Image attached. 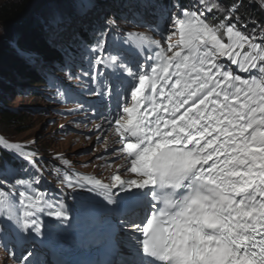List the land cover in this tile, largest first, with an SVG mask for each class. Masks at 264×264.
<instances>
[{"label": "snow or ice", "instance_id": "obj_1", "mask_svg": "<svg viewBox=\"0 0 264 264\" xmlns=\"http://www.w3.org/2000/svg\"><path fill=\"white\" fill-rule=\"evenodd\" d=\"M196 4L199 7L176 5L175 16L160 13L161 19L173 25L179 40L168 45L172 55L157 52L151 74L139 70V65L133 67V58L141 53L130 41L110 49L106 30L90 46L89 69H80L76 77L69 73V78L86 77L88 95L106 101L107 115L97 113L92 119L104 116L109 127L116 125L123 150L131 158L129 170L140 177L123 180L114 176L119 183L112 185L94 182L107 193L109 206L121 192L135 189L141 194L131 209L105 221L113 245L121 228L132 230L125 241L130 255L121 256V264H264V28L259 37L255 28L252 35L244 34L239 27L241 18L236 16L240 5L235 4L224 9L221 23L211 24L207 13L219 10L220 0H196ZM87 7L83 0L82 11ZM63 24L62 20L54 22L55 28ZM163 35L161 29L162 40L152 41L157 48ZM136 38L149 40L144 34ZM167 38L171 41L173 35ZM222 58L255 78L243 79L220 62ZM128 80L138 81L129 89L130 106L124 87ZM114 96L118 102L123 97L125 115L117 111L112 116ZM66 102L85 110L79 100L66 98ZM7 147L25 164H38L34 154L17 145ZM12 180L16 181L14 188L30 184L8 161L0 162V185ZM34 182L38 184L39 177ZM163 189L171 192L161 196ZM19 196L24 211L13 215L8 197L0 193L4 209L0 234L5 219L9 228L22 233L32 230L37 236L43 234L38 214L69 220L62 201L54 204L44 194L26 196L23 190ZM157 200L165 207H157L149 216V205Z\"/></svg>", "mask_w": 264, "mask_h": 264}, {"label": "rangeland", "instance_id": "obj_2", "mask_svg": "<svg viewBox=\"0 0 264 264\" xmlns=\"http://www.w3.org/2000/svg\"><path fill=\"white\" fill-rule=\"evenodd\" d=\"M9 1H13L12 3L22 2V0H1L0 5ZM42 1L44 0H39V3ZM63 1L65 4L68 3L67 0ZM121 1L123 0H98L96 5H88V8H92L94 16L89 19L81 15L83 20L80 22V26H87L91 22L99 20L104 30L108 32L115 31L120 34L121 46H127L130 41L132 45L134 43L136 49H143L144 55L134 57L133 65L136 68V65H139V70L147 71L151 74V68L156 66L157 52H162L166 56L172 55V52L167 51L168 45L169 43H176L179 40V35L175 33L174 27L170 22L161 19L160 13L162 11L156 9L155 0H144L142 3H140L142 0H124L123 3ZM257 1H261L264 5V0ZM74 3L67 5L62 12L65 11V14H71L73 11L80 9V6L76 7ZM93 3L95 2L93 1ZM41 4V9L34 8V12L40 17L45 14L44 11L50 8L52 0ZM176 5L179 4L175 3V5L167 8L166 11L169 16L178 14L179 10ZM193 5L190 3L187 8ZM94 6L97 7V10L102 8L103 13H95L93 10ZM179 6L183 8L181 5ZM196 6L199 7V5ZM68 8L70 9L69 13L66 10ZM48 12H46L47 16L52 14V12ZM85 18H88V20H85ZM110 21H114V23H109ZM77 22L69 21L63 25L65 28L55 31L56 34L50 32L52 37L49 44L55 49L61 47L62 44H68L70 37L75 34L73 24ZM31 25L33 26L34 23ZM157 25L160 27L158 28ZM32 26L31 30L33 31L35 28ZM161 29L164 30L163 42L157 48L152 41L160 42L162 40ZM3 31L2 26H0V37ZM139 34L146 35L149 40L143 42L138 40L136 37ZM169 34L173 35L171 41L167 38ZM148 44L154 45L153 52L147 51L149 49L147 47ZM236 51L241 52V48H237ZM33 52L27 55V59L31 62L33 69L43 74L50 73V79L48 83L42 86L23 85V87H20L18 95L8 92L5 105L7 108L15 110V114L20 117L22 124L17 126L0 124V150L5 149L15 155L7 147L8 145H17L22 149L25 147L35 149L36 153H28L34 154L38 164L35 166L18 164L14 167L18 176H28L33 182L35 177H39V183L47 185L46 187L43 186V189L48 191L46 197L50 202L55 204L64 198L65 201L62 202L69 206V209L65 208L69 214V219L74 217L80 224L86 223L88 228H102L106 225V219L112 217L110 212L117 211L116 203L119 200L115 199L111 206H98L96 204L97 201L103 200L107 193L103 188L96 186L94 182L99 181L101 185H104L101 182L106 179V184H118L119 181L113 180L114 176L129 177L131 174L129 165H125L120 156L117 141L112 140L113 137L110 136L107 120L104 119V116L92 119L97 113L107 115L106 101L94 95H88L87 84L85 83L86 77L81 79L69 78V73H71L72 77H76L81 75L80 69L88 70L93 54L90 51L88 54H84L85 52L76 54L65 67L58 70H55L56 67H54L50 71L48 69L50 62H44L42 55L39 53L33 54ZM35 52L37 51L35 50ZM101 56H103L105 64H109L107 56L104 53H101ZM224 61L226 62V60ZM227 64L230 65V62L227 61ZM236 69L235 67V72L239 71ZM131 81L125 82L126 96L127 88ZM66 98L72 101L79 100L80 104L85 106V110H81L80 105L75 102H66ZM121 101H123V97L118 102L114 96L111 111H114L117 106H119V109H123ZM127 103L129 106L131 105L129 99ZM69 112L72 114H67ZM110 141H112L111 144L114 146L108 148ZM116 155H119V157H116ZM14 181L12 180L11 184H2L4 191L0 190V193L8 197L12 205V214L16 215L18 204L14 202V198H19L20 201L21 197L19 196V191H16V187L12 186ZM82 181H90L94 185L93 192L88 196L79 192L82 187ZM69 182L75 186L68 187ZM10 186L12 187L10 188ZM19 187L25 191L26 196H35V193L39 194V190L34 188L31 183L27 186L19 185ZM65 189L75 192H67ZM10 193L15 194L16 197L10 195ZM56 197H61V199ZM70 198L77 201L78 210L68 201ZM3 211V207L0 206V213H3ZM23 211L24 208H21L19 214H22ZM4 223L5 227H8L6 219ZM28 232L24 233V235H27ZM8 235H12L11 231L8 232ZM0 237L6 243L4 232L0 234ZM121 242V246L124 247L125 238ZM33 244L29 237L25 239L21 235L16 244H9L6 248L0 247V264H26V260L27 264H32L33 260L28 258V255L26 258L24 257L26 253L35 250ZM37 252L41 253V251Z\"/></svg>", "mask_w": 264, "mask_h": 264}, {"label": "trees", "instance_id": "obj_3", "mask_svg": "<svg viewBox=\"0 0 264 264\" xmlns=\"http://www.w3.org/2000/svg\"><path fill=\"white\" fill-rule=\"evenodd\" d=\"M46 1L48 0H44L41 3ZM12 2L9 1L0 5V26L4 30L0 37V124L4 126H17L22 124L20 117L15 114V110L9 109L5 105L8 92L18 95L21 86L23 87V85L28 84L42 86L48 83L50 79V73L43 74L32 69V64L27 59V55L32 51H34L33 54L39 53L42 55V59L45 61L49 60L50 64L48 63V69L50 71L54 67H56L55 70H58L65 67L68 62H71L72 56L79 53L82 54L83 52H85L84 54H88L90 46L99 38L98 33L104 30L101 22L95 20L87 26H81L70 37L68 44H62L61 47L55 49L49 44L51 42L50 38L52 37L50 32L59 31L65 27L55 28L54 22L62 20L66 24L69 21H79L84 11H73L71 14H65L62 11L67 5L73 4L74 2H78L77 5H81L83 0H68L67 4L63 0H52L50 8L44 11L45 14L48 11L52 12V14L49 16L44 14L42 17L36 15L34 12V8L41 9L42 4L39 3V0H22V2L18 3ZM155 2L159 11H165L168 6L175 5V3H178L183 8H187L190 3L198 5L196 4V0H155ZM35 4L36 6H34ZM234 4L240 5L236 16L241 18L239 27L243 33L252 35L253 28H255V35L259 37L261 29L264 28V5L261 1L220 0L221 8L212 13H207V22L218 25L222 22L225 15L224 9ZM233 20H235V17H233ZM32 23H34L33 26L31 25ZM31 26L35 28L33 31L31 30ZM109 33L107 37L108 45H117L121 40L120 34L115 31ZM223 39L227 42L228 38L224 36ZM244 47L246 48L247 46L245 45ZM242 51L243 49H241ZM240 57L241 59L243 58L242 56ZM255 75L258 76L259 74L256 73ZM251 76L253 79L255 78L254 75L251 74ZM23 150L25 152L36 153L35 149L30 147H25ZM4 161H8L13 167L20 163L17 157L5 149H1L0 162Z\"/></svg>", "mask_w": 264, "mask_h": 264}, {"label": "bare ground", "instance_id": "obj_4", "mask_svg": "<svg viewBox=\"0 0 264 264\" xmlns=\"http://www.w3.org/2000/svg\"><path fill=\"white\" fill-rule=\"evenodd\" d=\"M93 1L95 3H93ZM67 2H68V0H67ZM77 3L78 2L74 3V5L76 7L80 6V9L76 10L77 12H80V11H82L81 5H77ZM87 3H88V5H90V4L96 5L98 3V0H87ZM100 4H101V2H100ZM103 5H104V2H103ZM70 8H73V7H70ZM91 9L87 7V9H86L87 11H84L82 13V15H83L82 17L86 16L89 19L91 17H93L94 16V12ZM66 10L68 12L70 9L68 8ZM93 10L95 11V13H99V14L103 13L102 8H98V10H97L96 6L93 7ZM82 17L80 16V20L77 23L73 24L74 27H75V33L81 27L80 26V22L83 20ZM88 18H85V20H88ZM51 33H55V31H52ZM128 95L131 96V92L130 91H129V93H127V96ZM127 99H129V98H127ZM132 103H133V101H132ZM122 115H125V114L122 113ZM114 135L117 138L115 136H113L112 140L120 139L119 133L117 131H116V133ZM130 139H133V138L130 137ZM111 143H112V141L109 142V144L107 146L108 148H111V146H114ZM105 144H106V142H105ZM116 157H119V155H116ZM129 169H130V167H129ZM130 174L131 175L129 177H120V178L123 179V180L135 179L136 178L135 173L133 174L130 171ZM106 185H109V184H106ZM112 191L115 193L117 191V189L116 188H112ZM115 197H118L120 199V202L117 205H122L123 204L124 208H126V207L127 208H132L133 202L135 200H137V199H140L141 198V194L137 190L134 189L131 192H121L119 194V196H115ZM43 215L44 216H42V214L38 215L39 216V220L43 224V229H42L43 234H42V236L35 235L32 230H30V232H29L30 235L29 236L31 238L35 239L38 243H41L45 247L49 248L48 251H51V253H52L53 247L54 248L59 247V244H61V242L72 241L73 240L76 244L80 245L84 239H92V238H96V237L100 236L101 235L100 231H102L104 234H107V232H108V226L104 227L102 230H93V229H90V228H86V227H84L82 225H79L78 223H75L72 220H68L67 222H61V221H58L55 218H53L51 216H48V215H46L44 213H43ZM60 223H62V224L60 225ZM59 226L61 228L62 227L65 228L66 231L63 232V233H60L58 231L55 232L56 228L59 227ZM60 231H61V229H60ZM49 240H53L54 242L50 243Z\"/></svg>", "mask_w": 264, "mask_h": 264}]
</instances>
